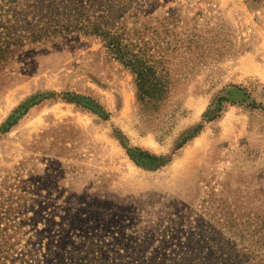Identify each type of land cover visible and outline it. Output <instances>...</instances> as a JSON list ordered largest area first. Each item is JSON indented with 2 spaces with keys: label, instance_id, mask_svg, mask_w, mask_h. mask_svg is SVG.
<instances>
[{
  "label": "rangeland",
  "instance_id": "rangeland-1",
  "mask_svg": "<svg viewBox=\"0 0 264 264\" xmlns=\"http://www.w3.org/2000/svg\"><path fill=\"white\" fill-rule=\"evenodd\" d=\"M133 7L144 91L90 37L0 73V264H264V0Z\"/></svg>",
  "mask_w": 264,
  "mask_h": 264
},
{
  "label": "trees",
  "instance_id": "trees-1",
  "mask_svg": "<svg viewBox=\"0 0 264 264\" xmlns=\"http://www.w3.org/2000/svg\"><path fill=\"white\" fill-rule=\"evenodd\" d=\"M135 0H0V73L7 71L28 46H43L70 37H90L101 43L136 76L141 91L146 90L153 73L154 62L140 40L133 42L121 19L135 18L141 13L133 7ZM251 109L263 107L256 102ZM25 109V108H24ZM27 111V108L25 109ZM219 111V110H218ZM24 113L7 124L15 126ZM214 115V113H213ZM6 130V131H7ZM137 159L156 163L162 158L138 152ZM232 254L227 259L231 262ZM190 264L200 262L188 258ZM29 264V262L25 263ZM185 264H187L185 262Z\"/></svg>",
  "mask_w": 264,
  "mask_h": 264
}]
</instances>
